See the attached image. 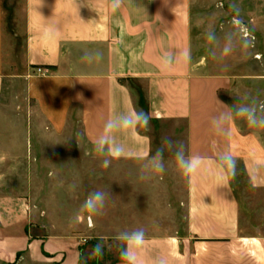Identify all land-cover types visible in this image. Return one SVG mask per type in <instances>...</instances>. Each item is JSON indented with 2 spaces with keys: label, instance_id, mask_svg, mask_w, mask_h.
Here are the masks:
<instances>
[{
  "label": "crops",
  "instance_id": "1",
  "mask_svg": "<svg viewBox=\"0 0 264 264\" xmlns=\"http://www.w3.org/2000/svg\"><path fill=\"white\" fill-rule=\"evenodd\" d=\"M194 1L118 0L113 9V0H0V96L5 82L25 83L44 118L38 129L50 137L39 144L59 147L57 136L75 118L83 140L95 148L109 121L135 112L149 116L146 127L112 130L105 147L109 162L141 165L113 173L123 178L110 190L114 208L123 201L129 227L119 236L124 252L130 245L125 236L144 234L132 246L134 259L113 264H264V138L235 122L224 96L232 77L208 72L196 58ZM116 146L123 148L118 156L109 151ZM177 146L198 159L194 172L185 175L178 167ZM157 149H163V172L143 167ZM51 151L40 160L61 159ZM226 154L239 162L251 203L238 196L232 175L221 173ZM66 188L64 195L72 192ZM248 208L253 228L243 232ZM33 209L31 200L0 198L1 261L23 251L59 260L52 241L60 239V264L95 260L94 245L79 250L64 232L45 239L32 234L42 225ZM86 223L93 225L90 216Z\"/></svg>",
  "mask_w": 264,
  "mask_h": 264
},
{
  "label": "rangeland",
  "instance_id": "2",
  "mask_svg": "<svg viewBox=\"0 0 264 264\" xmlns=\"http://www.w3.org/2000/svg\"><path fill=\"white\" fill-rule=\"evenodd\" d=\"M193 5L196 58L207 64L208 72L232 77L224 96L233 115L242 105H253L257 117L264 118V0H195ZM209 32L213 36L211 42L207 39ZM228 41L232 42L233 50L225 56L222 49ZM234 118L244 131L257 132L264 138V127L250 125L243 117L234 115ZM43 123V115L25 92V83L5 82L0 96V198L35 203L32 213L42 225L33 227L32 234L45 239L50 235L63 236L64 232L75 239L79 250L85 244L94 245L95 260L86 264L119 263L124 253V241L119 236H124L129 227L124 224L123 201L117 209L113 205L114 194L110 189L114 184L123 185V178H114L113 173L139 169L141 165L113 161L105 167V152L98 153L83 140L75 118L71 128L57 136L62 138L59 147L39 144V139L50 138L44 134L45 130L38 129ZM51 149L61 159L40 160V155L53 153ZM233 162V186L238 196L251 203L249 184L239 162ZM63 185L73 193L64 195ZM96 191L105 194L104 205L92 213L84 209V204ZM118 197L123 198V193ZM242 211L248 217L241 219V230L249 232L253 228L252 211L250 208ZM88 216L93 223L90 227L86 223ZM52 247L55 256L63 260V239L53 240ZM59 260L23 251L13 261L0 260V264H60Z\"/></svg>",
  "mask_w": 264,
  "mask_h": 264
},
{
  "label": "clouds",
  "instance_id": "3",
  "mask_svg": "<svg viewBox=\"0 0 264 264\" xmlns=\"http://www.w3.org/2000/svg\"><path fill=\"white\" fill-rule=\"evenodd\" d=\"M118 0H113V9L118 7ZM207 39L211 42L213 40V36L211 32L208 33ZM246 46V45H245ZM233 50V44L231 41H228L222 49V55H228ZM89 60L92 57L87 56L85 57ZM99 58V54H97L96 59ZM169 58H165L164 64L167 66L170 63ZM235 116L246 118L250 125L253 126H261L264 127V118H258L256 115V109L253 105H242L239 107L235 113ZM149 122L148 114L143 112H135L129 113L126 115H122L116 120L109 121L105 127V132L95 141V150L100 153L104 154L105 147L110 143V133L114 129H128V128H135L137 126H147ZM165 144L171 148V142L165 140ZM109 151L114 155H119L123 148L120 146H116L115 148L109 149ZM175 160L178 167L183 171L185 175L192 173L198 167V159H189L186 157L183 147L177 146L175 148ZM109 161H104V166H108ZM146 168L153 172H163L164 171V154L163 149H157V151L150 157L147 161ZM219 169L222 174H233L235 170L233 158L230 155H224L220 157L219 161ZM104 198L105 194L100 191L93 192L90 194L88 199L84 204V209L96 213L100 209L103 208L104 205ZM125 239L129 240L130 245L129 249L126 250L122 255L125 259L131 260L134 259V254L132 252L133 245H139L143 242L144 234L142 231H137L133 233L131 236H125Z\"/></svg>",
  "mask_w": 264,
  "mask_h": 264
},
{
  "label": "built area",
  "instance_id": "4",
  "mask_svg": "<svg viewBox=\"0 0 264 264\" xmlns=\"http://www.w3.org/2000/svg\"><path fill=\"white\" fill-rule=\"evenodd\" d=\"M36 70H37V72H39V73H42V72H43L40 68H37Z\"/></svg>",
  "mask_w": 264,
  "mask_h": 264
}]
</instances>
